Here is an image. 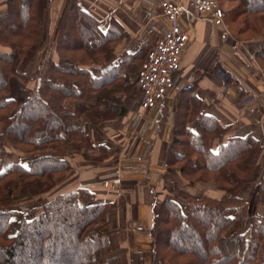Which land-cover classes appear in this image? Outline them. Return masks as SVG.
<instances>
[{
    "label": "trees",
    "instance_id": "1",
    "mask_svg": "<svg viewBox=\"0 0 264 264\" xmlns=\"http://www.w3.org/2000/svg\"><path fill=\"white\" fill-rule=\"evenodd\" d=\"M238 2L245 15L264 13V0ZM48 3L6 0V10L0 13V44L10 48L8 54H0V161L7 153L6 142L31 153L0 170V264H121V255L110 249L104 232L109 206L95 204L85 189L58 195L30 212L10 209L14 201L57 185L70 169L64 155L91 148L90 126L123 116L122 97L136 85L133 66L113 63L115 44L125 36L122 28L113 19L102 31L97 18L76 0H67L56 28L59 61L46 63L26 100L7 98L9 77L25 80L24 69L42 46ZM14 20L19 24L13 29ZM70 35L79 41L66 43ZM76 54L89 61L103 59L105 65L84 66ZM254 59L264 71V44ZM200 79L182 90L188 97L178 102L165 168L179 172L192 185L212 182L224 194L219 199L182 195L180 205L168 189L171 196L161 201L150 228L151 264H264V217L256 214L248 221V203L239 195L262 145L252 135L229 137L211 151L212 142L222 140L229 127L202 110ZM237 94L238 101L249 96L240 87ZM193 122L194 130L189 127ZM99 152V158L106 157L101 145ZM256 204L264 208V171ZM235 223L242 232L228 236Z\"/></svg>",
    "mask_w": 264,
    "mask_h": 264
},
{
    "label": "crops",
    "instance_id": "2",
    "mask_svg": "<svg viewBox=\"0 0 264 264\" xmlns=\"http://www.w3.org/2000/svg\"><path fill=\"white\" fill-rule=\"evenodd\" d=\"M66 2L67 0H49L44 15V36L50 39V51L45 55L41 54V57L38 58V64L30 67L28 74L34 73L45 58L56 60L57 57L54 52L55 47L51 39ZM76 2L81 9L97 18L101 23H104V25L109 23L110 18H113L121 24L130 37H133V35L137 37L139 33V28L137 27H139L140 24H145V18L139 13L140 8L136 0H76ZM5 7L6 0H0V12L3 11ZM194 31V40H192L193 42L190 44L185 56L187 63L193 61L197 52L200 51V44L204 45L206 42H210L209 49H211L212 46L213 48L219 47L220 43L221 47L223 45L220 37V30L208 22H196L194 24ZM261 37L264 36L262 35ZM251 42L256 44V51L258 52L260 47L264 44V38L261 40V45H258L256 41ZM2 51L7 52L6 49H2ZM221 53H223L222 49ZM254 63L258 68L256 71L257 73H255L256 75H253L254 79L256 77L259 78V80L255 79L254 82L257 85L259 82H264V71L259 68L255 59ZM226 64L229 65L228 62ZM16 80L17 79H12L10 81V96L15 100H24L34 88L35 82L30 81L28 85L24 87V84ZM219 80L211 75H204L200 79L197 90L198 96L203 102V111L207 115L214 116L222 126L229 127V131L224 139L214 140L212 142V152L215 153L219 145L225 143L229 137H245L247 135H252L259 140L262 145V149L255 156L250 176L247 180L248 183L242 187L240 192V197L248 203V221H251L256 214L264 216V208L256 204L258 182L264 171V113L260 114L258 111L253 112L246 110L242 104H238V102L243 103L245 98L236 103L222 96L220 93L221 85ZM255 84L251 87H254ZM24 88H26V91ZM240 88L242 89V87ZM227 89L233 90L231 86H227ZM127 106L131 107V104ZM144 115L141 109L138 108L137 111L133 112L129 110L127 114L115 121L104 122L98 129L91 126L90 132L94 131L97 134L96 136L100 134L105 135V137L103 136L105 138V144L100 145L103 146L107 152L106 157L99 158V156H101L99 155L100 146H97L99 139H97V137H91V148H84L80 151L68 154L67 159L70 164V170L64 180L54 189L59 190L60 193H58V195L85 189L92 194L95 204L110 206L108 227L106 230L108 243L112 250L123 253H126V250L129 249L132 244L134 229L140 231H147L150 229L153 216L157 211V203L161 200L163 195L161 197L160 195L157 196L156 191L151 187L138 185V179L135 178L136 175L124 177L116 176V169L120 167L121 161H118V158H116L118 153L113 145L115 142L114 138L121 134L120 137L122 138L123 146H127L126 142L128 138L126 137L125 139V136H128L129 132L135 134L137 131L136 137L139 136L140 138L144 136L145 138L151 139V147L153 148L149 155L144 153V158L150 162L151 167H157V169H155L156 173L167 174L165 171L166 149L169 146V142L166 143L169 139V135L166 133L167 128L163 131L162 128L158 127V121L155 123L145 121ZM116 122L119 123L117 129L109 128L110 125H114ZM106 125L107 127H105ZM156 125L158 129H156ZM104 128H108L109 132L107 133ZM162 132L164 135L160 136L158 133ZM122 135L125 136L122 137ZM98 137L102 138L101 135ZM163 141H165V143H163ZM13 156L15 157V155ZM19 157L20 159L14 161H20L22 156L20 155ZM125 174L129 173L127 172ZM178 175V173L174 174L175 180ZM138 177L141 178V175H138ZM181 180L184 181V184L181 181V185L188 187V182L183 178H181ZM160 181L162 185L163 181ZM171 181H173V179ZM166 184H168V182ZM197 186L202 189H207L206 194L210 195L212 198L219 199L223 195V192L217 190L212 182L199 183L195 187ZM160 192H162V190ZM186 194L190 196L193 195L189 191H187ZM231 228H235V233L242 232V229L237 223L233 224ZM122 257H125L124 259L127 260V264L135 263L131 255L123 254Z\"/></svg>",
    "mask_w": 264,
    "mask_h": 264
},
{
    "label": "rangeland",
    "instance_id": "3",
    "mask_svg": "<svg viewBox=\"0 0 264 264\" xmlns=\"http://www.w3.org/2000/svg\"><path fill=\"white\" fill-rule=\"evenodd\" d=\"M136 1H138L137 5H139V8H140L139 13L141 15H143V17L145 18V24L144 25L140 24L139 27H137V28H139V33H138L137 37L134 35H133V37H130L129 34L127 33V31L121 26V24L118 23L116 20H114L122 28V30L125 32V36L123 38H121L120 41L116 42V44H115V47L113 49V54L115 57L113 63L116 65L120 61H127L128 62V68H129V66H133L134 70L132 71V80L133 79L136 80V75H137V70H138L139 64H141L146 53L150 49L154 40L156 39V34L150 32V30L148 29V20H147L146 10H145V6H144L145 5L144 0H136ZM219 3H220L222 10L225 13V24L228 28L229 33L233 37H235L236 39L243 41V42L244 41L245 42L256 41L258 45L262 44L261 40H262V38H264V37H261L262 35L264 36V13L263 14H256V15H245V13L242 12L243 10H242L238 0H219ZM252 7H254V4L252 5ZM5 10H6V7L0 13L4 12ZM45 11H46V9L43 12L42 46H41L40 50L37 52L34 61L26 65V67L24 69L25 80H22L15 75H12L9 77V79H8L9 96L7 95V98L12 99V97L10 96V81L12 79H17L16 81H20L21 84H24V87L27 86L30 81L35 82L34 88L29 92V95H30L37 88L38 80L36 78L38 77V75L41 74V72H43V70L46 66V63L48 61H51L52 63H57L59 61V55L57 52V42H56V28H57V25L59 22V20H58L56 27H55V30H54V33L52 35V39H51V41L55 47L54 52H55V55L57 57L56 60H51V59L45 58V60H43L42 63L39 64V66L37 67V70L34 73L28 74L30 67H32L35 64H38V58L41 57V54L45 55V54L49 53V51H50L49 50L50 45H51L50 39L46 38L44 36V34H45V21H44ZM17 16L19 18H23V13L21 10L17 11ZM110 20H113V18H110L109 23L106 25H104V23H101L99 28L102 31L106 30L105 28H108L110 26ZM71 22H72L71 19L68 21V23L66 22V25L68 28L67 31L69 30L68 31L69 33L72 30V23ZM205 23H207V22H205ZM18 24H19L18 21L14 20L13 21V27H11V28H13V29L16 28L18 26ZM205 25H208V24H205ZM194 34H195V31L193 32L191 43L193 42L192 40H194L193 39ZM78 41H79L78 38L74 37L73 35H70V38L68 39V41H66V43L74 44V42L77 43ZM49 43H50V45H49ZM209 43L210 42H206L204 45L200 44V51L197 52V55H195V58L193 59V61H190L188 63L185 60L186 52L188 49L186 50L184 57H183V60H182V68H181V73H180V77H182V80L184 81V86L178 93L175 94V97H174L172 102L167 103V105H164V107L162 106L161 109H159V115L157 116L156 122L158 121L157 125L159 128H162L163 131H165L167 128L166 133H167V135H169V139L166 141V143L169 142V146L166 149L167 153L169 152L168 150L170 149V145L172 142L173 120H174V115H175L177 107H178V102H179V100L183 99V103H184L188 97V95H186V94L182 95V92H183L182 90L184 88L189 87L191 84H194L196 79L202 78L204 75H211L212 77H215L218 80L220 79L219 80L220 81L219 83L221 85L220 86V93L225 98H229L230 100H232L233 102H236V103L238 102L237 88H238V86L242 87L243 91L252 95L259 102L260 106L257 110H255V112L258 111V113H260V114L264 113V87H263L264 82H259V85L258 84L256 85L254 83L255 79L259 80V78H257V77L255 79L253 78V75H256L255 73H257L256 71L258 70L256 64L254 63V59H253V61H250V63L246 59L240 60L239 58L232 55L231 53H228L229 51L226 48L224 49L223 45L221 47V43H220L219 47L213 48V46H212V48L209 49L210 48L209 45L211 44V43L210 44ZM1 48L6 49L7 52H3ZM220 48L222 49L223 53H221ZM9 52H10L9 47L0 44V54H8ZM76 58L78 59V61H83L84 66L90 65V67L98 68V67H102L103 65H105L103 59H100V58L98 60L89 61V60L85 59V57H83L82 54H76ZM227 62L229 63L230 66L228 64H226ZM242 67H243V69H242ZM252 79H254V80H252ZM227 82H228V84H227ZM253 83L256 86V88L254 90L251 87L254 85ZM227 86H231V88L233 89L229 92V94L226 93V92H228ZM24 89L26 91V88H24ZM26 99H24V100H26ZM24 100H17L16 99L15 101L18 103L21 101L23 102ZM212 100H213V98H212ZM243 102H245V101H243ZM122 104L126 108L125 114H127V112L129 110L131 112L138 110L139 104H140V94H139V91L137 90L136 85L134 87V90H132L131 92H129L128 94H126L122 97ZM128 104H131V107H128L127 106ZM238 104H242V103L238 102ZM242 106H243V104H242ZM202 110H203V108H202ZM181 113H182V111H181ZM120 117H122V116H119V117H116L113 119L103 120L93 127L98 129L99 126L101 124H103L104 122L115 121ZM144 117H145L144 118L145 121H152V120H150L151 119L150 117H152V114H147V115L145 114ZM84 120H86V118H84ZM154 123H155V121H154ZM194 123L195 122L190 123V126H189L193 130L196 129L195 128L196 124H194ZM160 124H161V126H160ZM157 125L155 126L156 129H158ZM105 127H107V125ZM118 127H119V123H117V122L114 125L109 126V128H111V129H117ZM164 127H165V129H164ZM105 130L107 131V133L109 132L108 128ZM136 133H137V131L135 132V134L129 132L128 136L122 135V137L125 136V139H126V137L128 138L127 142H126L127 146H123V141H122V138L120 137L121 134L120 135L116 134L117 136L114 138L115 142L113 145H114V148L117 149V153H118V156L116 158H118V161H121L120 167L118 169H116V171H117L116 176L117 177H120V176L124 177V176H128V175L129 176L136 175L135 178L138 179V181H137L138 185L151 187L154 191H156L157 196L160 195V197H161L163 195L161 200H159L157 203V211H156L155 215L158 212L159 205H160L161 201H163V199H165V197L171 196L168 189H172V191L174 192L173 198H175L180 205L184 204V201L182 199V195L190 196V195L186 194L187 191H189L193 194L192 196H190L193 198H199L201 196L212 198L210 195L206 194L207 189H202L199 186L195 187L199 183H203V182H195L192 185L188 182V180L185 177L181 176L180 173L177 171L167 172V170L165 169L167 174L166 175L160 174V173H156L155 169H157V167H151L150 162L146 161L147 159H145V162L144 161H136L135 157H138L139 155H141L143 153H147L149 155L152 148H153V147H151V149L149 151H141V149L137 147V145H138L137 142L139 141V136L136 137V135H137ZM158 134H160V136L164 135L163 132L158 133ZM96 135L97 134L94 131L93 132L89 131V138L90 139H92L91 137H93V138L97 137V139H99L97 146L98 145L100 146V144L101 145L105 144V138H104L105 135L100 134L102 136V138L98 137L100 135H98V136H96ZM225 136L226 135H224V137ZM224 137L222 139H224ZM163 143H165V141H163ZM5 149H6L7 153L0 161V170L6 169L11 164L20 163V162H22V160L24 158L31 155L30 152L29 153L21 152L15 148H12V146L8 142L5 143ZM81 149H84V148H81ZM46 152H48V150ZM74 152H77V151H74ZM74 152H68L64 156L67 159L68 154L74 153ZM13 155H15V157ZM20 155L22 156L21 160L18 162L14 161L16 159H20V157H19ZM99 155H101V153H99ZM166 157H167V154H166ZM142 158H143V156H142ZM166 159L167 158H165V161H166ZM252 166H253V163L250 167V172H251ZM138 171H140L142 174ZM127 172L129 174H125ZM250 172H249V176H250ZM176 173H178L179 175L176 176V180H175L174 174H176ZM67 174L65 175V177L67 176ZM138 175H141V178H139ZM249 176H248V178H249ZM64 178L60 182H62L64 180ZM181 178H183L185 181L188 182V187L187 186L184 187L183 185H181V181H182ZM248 178L246 180H242L243 186L246 185V183H248L247 182ZM172 179H173V181H171ZM160 180L163 181V184H162L163 187L161 185ZM164 181H165V183H164ZM166 181L168 182V184H166L167 183ZM182 183L184 184V181H182ZM205 183H208V182H205ZM57 185H55L49 191H46L42 194L35 195V196L27 195V196H24V197H22L16 201H14L13 204L11 205L10 209L15 210V211H20V212H30L31 210L40 207L41 205L45 204L46 202L52 200L54 197L58 196V193H60L59 190L58 189L54 190V189H56ZM161 190H162V192H160ZM217 190H219V189H217ZM212 199H215V198H212ZM109 211H110V206H109ZM109 211H108V219H109ZM152 221H153V219H152ZM107 227H108V224H107L106 228H104V232L106 233V235H107V232H106ZM234 231H235V228L229 229L227 232V235L228 236L231 235L232 233H234ZM107 238H108V235H107ZM114 251H117V250H114ZM117 252L121 255L120 256V259L122 258L121 264H127V260L124 259L125 257H122L123 254L131 255L134 259V262H135L134 264H151L152 238L150 235V229L147 231L146 230L140 231V230L134 229L133 230V240H132V244L129 247V249L126 250V253L125 252L123 253L120 251H117ZM140 258H141V260H140Z\"/></svg>",
    "mask_w": 264,
    "mask_h": 264
},
{
    "label": "built area",
    "instance_id": "4",
    "mask_svg": "<svg viewBox=\"0 0 264 264\" xmlns=\"http://www.w3.org/2000/svg\"><path fill=\"white\" fill-rule=\"evenodd\" d=\"M144 2L148 29L156 34V39L139 66L136 87L140 94L139 108L146 115L152 114L151 122H156L159 109L172 102L175 94L184 86V81L180 77L182 60L191 44L196 22H208L217 27L220 30L223 47L229 51L228 53L240 60L246 59L249 63L253 61L257 52L256 44L251 41H240L229 33L219 0H144ZM252 88L254 90L256 86ZM230 91L231 89H228L226 93L229 94ZM242 104L249 111H255L260 106L257 99L250 94ZM151 146V139L144 136L139 138L137 147L141 151H149ZM135 159L145 162L144 153Z\"/></svg>",
    "mask_w": 264,
    "mask_h": 264
}]
</instances>
